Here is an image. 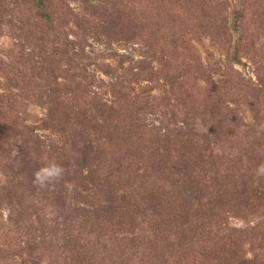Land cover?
I'll list each match as a JSON object with an SVG mask.
<instances>
[{
    "label": "trees",
    "instance_id": "16d2710c",
    "mask_svg": "<svg viewBox=\"0 0 264 264\" xmlns=\"http://www.w3.org/2000/svg\"><path fill=\"white\" fill-rule=\"evenodd\" d=\"M135 2L136 0H16L13 3L18 4L17 11L15 8L6 7V10L0 7V30L3 26H8V21L4 23L7 17L10 24L16 20L17 26L14 24L12 28L18 31L20 42L22 37L20 52L14 56L7 54L14 60L11 66L2 64L5 72L9 68L16 77L6 76V90L19 88L20 98L33 95L47 111L41 126L64 135L61 147L53 144L46 146L40 141L42 139L33 137L22 141V147L16 155L8 157L11 178L6 184L13 186L20 176L26 178L33 191L40 189L42 193L55 194L57 198H62L64 193L73 192L76 199L80 197L77 200L80 206L75 213L82 218L84 196L78 189L84 191V180H88L91 185L99 182L98 187L104 189L108 205L102 207L103 220L111 222L117 213L130 214L131 209L140 207L133 184L126 183L122 176L124 164L115 160V166H109L106 170L107 160L103 159L99 146L86 136L85 131L82 135L77 130L69 129L71 113L65 110L66 101L78 99L74 95L76 92L85 94L93 86L99 90L108 88L112 98L104 99L94 93V97L90 96V104L96 109L93 113L85 110L84 119L76 120L84 122V126L99 129L106 139L116 137L119 140L126 128L141 127L137 121L143 114L142 110L152 105L151 90L143 87L141 93L134 96L128 92H134V86L140 87L143 81L151 82L153 76L161 73V68L153 66L154 61L160 67L163 66V57L157 58L158 53L162 55V50H158V47L164 28L158 11L164 12L162 8H166L168 4L166 0H152L151 4L157 6L154 8V17L147 9L137 13L132 6ZM71 3L78 5V8L73 9ZM71 24L84 37L92 35L94 40L99 39L102 43L105 39L107 48L110 47L106 50L108 53L105 56L93 55L87 49L89 46L77 47L79 43L74 45V42L64 38L59 30ZM136 41H140L145 49L141 59L136 62L131 53H121L111 47L112 44H138L134 43ZM60 50L64 55L72 52L70 66L74 71L73 76L81 77V82L73 84L74 81L70 80L67 84L65 80L60 84L59 77L54 75L57 71L54 60ZM237 59L234 58V61L237 62ZM27 65L31 66L29 76L36 77L34 82L23 74ZM95 68L108 77L109 81L101 79ZM145 75H148V80H145ZM238 85L246 86L243 83ZM246 88L250 90L248 85ZM263 92L264 90H254L250 96ZM11 97L12 95L8 97L0 94V141L4 140L3 134H15L23 127L13 121L5 128L7 116L4 110ZM220 107L213 104L210 112L213 126L208 134L199 136L193 127L183 123L177 129L166 130L159 136L156 148L150 153L154 157L148 159L151 184L155 185V179L158 184L161 182V186L149 194L154 204L148 208L152 211L154 208L161 210V219L150 227L151 236L155 235V239L151 241L149 248L158 254L160 262L165 261L164 264H189L192 255L197 264H264V175L256 174L257 167L264 164V123H246L235 109H231L224 118ZM45 148L48 151H43ZM128 155L131 156L128 152L123 153L121 161H125ZM50 162L64 168L62 178L47 187H33L36 185L34 173ZM84 171L88 172L89 177L84 178ZM74 183L76 188H70ZM15 184L24 185L23 182ZM166 184L170 189L163 186ZM176 188H181V191H176ZM6 191V199L9 200L15 192L11 187L6 188ZM14 200L10 199V206ZM15 201L21 207L20 201ZM227 213L246 222L248 217L255 216L258 223L247 229H231L225 222ZM133 216L129 219H133ZM132 221L136 223L135 219ZM121 224L124 225L123 221ZM170 231H175L178 242L177 249H173V256L164 253L161 245L156 242L158 235ZM143 238L145 237L139 236V240ZM125 241L126 238L122 239L120 244ZM70 242L76 244L72 239ZM247 242L256 243V248L260 251L252 258H248L244 252V244Z\"/></svg>",
    "mask_w": 264,
    "mask_h": 264
},
{
    "label": "rangeland",
    "instance_id": "374dc122",
    "mask_svg": "<svg viewBox=\"0 0 264 264\" xmlns=\"http://www.w3.org/2000/svg\"><path fill=\"white\" fill-rule=\"evenodd\" d=\"M14 1L0 2V7L15 8L17 11L18 4H14ZM166 2L168 6L162 8L165 11H158L164 28L158 47L162 55L158 53L157 58L163 57V66L160 67L157 61L153 62L155 68H161V73L153 76L151 82L143 81L142 87L134 86V92H128L134 96L139 95L143 87L151 90L152 105L142 110L143 114L137 121L140 128H126L119 140L116 137L106 139L99 129L84 126V122L76 120L84 119L85 110L94 112L96 108L90 104L94 93L98 97L111 99L108 88L99 90L93 86L85 94L76 92L74 95L78 99L66 101L65 110L70 111L72 118L69 129L77 130L82 135L85 131L86 136L99 146L103 159L107 160L106 170L109 166H115V160L124 164L122 176L126 183L133 184L140 207L131 209L130 214L117 213L111 222L102 217V207L108 203L105 201L107 197L104 189L98 187L99 182L91 185L88 180H84V191L78 189L84 196L83 218L80 215L77 217L75 213L80 206L77 201L80 197L76 199L73 192L57 198L55 194H44L40 189L33 191L26 178L20 176L15 183L23 182L24 185L6 184L11 178L8 157L16 155L22 147V141L33 137L42 139L40 141L46 146L53 144L61 147L64 135L41 126L47 111L33 95L20 98L19 88L6 90L7 77H16L9 68L5 72L2 64L11 66L14 60L7 54L14 56L20 52L22 37L20 42L18 31L12 28L14 24L17 26L16 20L10 24L9 18L4 19V23L8 21V26L0 30V94L8 97L12 95L4 110L7 116L5 128L13 121L23 127L15 134H3L4 140L0 141V199L3 198L0 204V264H164L165 261L160 262L158 254L149 248L155 239V235L151 236L150 227L161 219V210L154 208L152 211L148 208L154 204L149 194L161 186V182L158 184L155 179V185L151 184L148 160L154 158L150 153L157 146V138L166 130L177 129L183 123L193 127L199 136L208 134L213 126V116L210 114L213 104L221 106L220 112L224 118L231 109H235L246 123H264V92L250 96L254 90H264V0ZM151 3L152 0H136L132 6L137 13L147 9L155 17L154 8L157 6ZM71 4L73 9L78 8L75 3ZM59 31L74 45L79 43L77 47L89 46L87 49L93 55L105 56L108 53L106 50L110 49L105 39L102 43L99 39L94 40L92 35L84 37L73 24L61 27ZM134 43L138 44H112L111 47L121 53H131L136 62L141 59L145 49L140 41ZM63 53L60 50L54 60L57 70L54 75L59 77L60 84L65 80L67 84L70 80L74 81L73 84L81 82V77L73 76L74 71L70 66L72 52L70 55ZM234 58H238V61H234ZM95 70L101 79L109 81L100 70ZM29 72L31 66L27 65L23 74L34 82L36 77L29 76ZM145 76V80H148V75ZM247 85L250 90L246 88ZM43 151H48V148ZM126 152L131 156L121 161L122 154ZM85 177H89L87 171H84ZM75 183L70 188H76ZM38 186L36 184L33 187ZM163 186L170 189L167 184ZM10 187L15 193L7 200L6 188ZM87 188L90 190L87 191ZM179 189L175 190L181 191ZM10 199L19 200L21 207L17 206L15 200L10 206ZM130 216L134 218L130 220ZM163 216L168 219L167 215ZM226 217V225L231 229H247L258 223L255 216L248 217L247 222L234 217L232 213H227ZM134 219L136 223L132 221ZM226 225L223 227L226 228ZM174 233L166 232L156 239L163 252L170 256L174 254L173 249H177L178 242ZM139 236L145 238L139 240ZM124 238L126 241L120 244ZM70 239L76 244L73 245ZM244 252L248 258H252L260 251L256 243L247 242L244 244ZM189 264H197L193 255Z\"/></svg>",
    "mask_w": 264,
    "mask_h": 264
},
{
    "label": "clouds",
    "instance_id": "9594fccd",
    "mask_svg": "<svg viewBox=\"0 0 264 264\" xmlns=\"http://www.w3.org/2000/svg\"><path fill=\"white\" fill-rule=\"evenodd\" d=\"M64 173V168L55 163L50 162L46 164L45 166L39 168L34 173V182L38 184L40 187H47L50 184L54 183L55 181H58L62 178ZM256 174L264 175V164H261L256 169Z\"/></svg>",
    "mask_w": 264,
    "mask_h": 264
}]
</instances>
